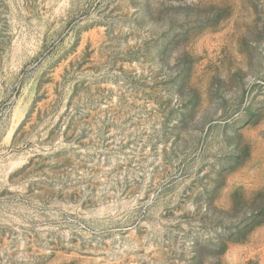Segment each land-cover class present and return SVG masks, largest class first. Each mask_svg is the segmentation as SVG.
<instances>
[{
    "label": "rangeland",
    "instance_id": "obj_1",
    "mask_svg": "<svg viewBox=\"0 0 264 264\" xmlns=\"http://www.w3.org/2000/svg\"><path fill=\"white\" fill-rule=\"evenodd\" d=\"M0 264H264V0H0Z\"/></svg>",
    "mask_w": 264,
    "mask_h": 264
}]
</instances>
